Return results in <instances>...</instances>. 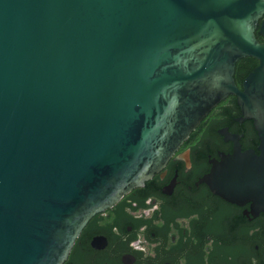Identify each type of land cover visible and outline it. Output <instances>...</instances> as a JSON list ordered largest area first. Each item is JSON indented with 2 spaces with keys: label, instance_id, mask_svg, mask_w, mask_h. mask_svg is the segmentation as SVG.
Returning <instances> with one entry per match:
<instances>
[{
  "label": "water",
  "instance_id": "obj_1",
  "mask_svg": "<svg viewBox=\"0 0 264 264\" xmlns=\"http://www.w3.org/2000/svg\"><path fill=\"white\" fill-rule=\"evenodd\" d=\"M256 31L264 40V0H0V264H64L88 221L161 171L228 96L261 156L237 152L205 181L264 212ZM247 56L259 65L240 91Z\"/></svg>",
  "mask_w": 264,
  "mask_h": 264
},
{
  "label": "flooded vegetation",
  "instance_id": "obj_2",
  "mask_svg": "<svg viewBox=\"0 0 264 264\" xmlns=\"http://www.w3.org/2000/svg\"><path fill=\"white\" fill-rule=\"evenodd\" d=\"M258 65L249 56L236 62L238 90ZM260 142L254 120L226 97L161 171L88 221L64 264H264V212L223 200L205 181L237 152L258 159Z\"/></svg>",
  "mask_w": 264,
  "mask_h": 264
},
{
  "label": "trees",
  "instance_id": "obj_3",
  "mask_svg": "<svg viewBox=\"0 0 264 264\" xmlns=\"http://www.w3.org/2000/svg\"><path fill=\"white\" fill-rule=\"evenodd\" d=\"M255 36H256L257 40H260V39H261V37H260L258 31L255 32ZM120 204H121V203H120ZM120 207H123V206L120 205Z\"/></svg>",
  "mask_w": 264,
  "mask_h": 264
}]
</instances>
